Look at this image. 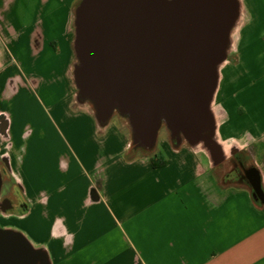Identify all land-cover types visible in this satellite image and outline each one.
<instances>
[{"label": "crops", "instance_id": "0c3cea01", "mask_svg": "<svg viewBox=\"0 0 264 264\" xmlns=\"http://www.w3.org/2000/svg\"><path fill=\"white\" fill-rule=\"evenodd\" d=\"M79 1L0 0V152L24 203L6 216L51 264H264V203L250 186L224 183L199 145L131 152L120 122L100 127L77 102ZM233 36L212 103L216 139L224 156L249 152L264 189V0H241ZM42 92L56 98L45 104Z\"/></svg>", "mask_w": 264, "mask_h": 264}, {"label": "water", "instance_id": "95a60500", "mask_svg": "<svg viewBox=\"0 0 264 264\" xmlns=\"http://www.w3.org/2000/svg\"><path fill=\"white\" fill-rule=\"evenodd\" d=\"M240 7V0H80L72 41L77 102L100 127L118 114L133 148L153 151L164 126L175 149L186 142L222 155L212 103ZM248 173L264 203L261 171ZM2 183L0 169V193ZM8 209L0 199V213ZM0 264L51 261L22 231L0 227Z\"/></svg>", "mask_w": 264, "mask_h": 264}, {"label": "flooded vegetation", "instance_id": "af4514ba", "mask_svg": "<svg viewBox=\"0 0 264 264\" xmlns=\"http://www.w3.org/2000/svg\"><path fill=\"white\" fill-rule=\"evenodd\" d=\"M244 153L241 150L232 148L227 156L219 154L213 156L216 170L220 173V178L224 183L244 184L251 187L252 177L248 172L250 167L255 165H253L252 161L247 158V154ZM0 169L3 179L0 199L4 206L10 202V209L8 212L15 211L16 209L23 207L24 203L21 198L20 188L10 166V162L2 152H0Z\"/></svg>", "mask_w": 264, "mask_h": 264}, {"label": "rangeland", "instance_id": "374dc122", "mask_svg": "<svg viewBox=\"0 0 264 264\" xmlns=\"http://www.w3.org/2000/svg\"><path fill=\"white\" fill-rule=\"evenodd\" d=\"M240 3H241V0H240ZM234 33H235V29L232 32V35H231L232 37H234L233 36ZM72 64H73V62H72ZM70 70H71V75H72V65H71V69ZM55 86H56V88L58 90L61 89L63 97H67V96H65V94L67 93V86H65V84L63 82H61L59 80V82H57ZM62 96H61V98H62ZM52 98H56V96H53L51 94H44L42 92V99H43L45 104L47 102L50 103ZM57 103H58V106H60V108L62 107V111H63V113L60 114V117H58V118L56 117V120L60 124V122L62 121L63 118L66 119L67 110H66L65 105L60 100L57 101ZM1 113H2V111L0 112V114ZM110 120H111L110 124H109L110 128L113 129V127L115 126L118 129L119 128L118 125H119V122H120L122 124V128L126 129L127 135H129V149H130L131 152H134V153L138 152V153L143 154V155H151V154H153L155 152H160V151L161 152H164V151L170 152V151H174L175 150L174 147L172 146V142H171L170 137H169V132L167 131V129L164 126L160 129L156 148L153 151L148 152V151H146L144 149H141V148H133V146L130 143V132H129L128 124L126 123L125 120H123L121 117H119L118 114L115 113ZM115 129H114V131H115ZM183 146H187L188 147L187 144H184ZM199 148L200 147L198 146L197 149H199ZM237 150H239V149H237ZM241 151H243V153L246 152L244 154H247L246 155L247 158L249 160H252L248 151H246V150H241ZM1 152H2V150H1ZM212 163L215 166V163L213 162V160H212ZM214 181L216 183H219V181H220L219 180V176L215 175L214 176ZM19 226H20V223H19L18 219H15V217L12 219L11 216H6L5 213H3V212L0 213V227L1 228H14V229L20 230V229H18ZM20 231H22V230H20Z\"/></svg>", "mask_w": 264, "mask_h": 264}, {"label": "trees", "instance_id": "16d2710c", "mask_svg": "<svg viewBox=\"0 0 264 264\" xmlns=\"http://www.w3.org/2000/svg\"><path fill=\"white\" fill-rule=\"evenodd\" d=\"M155 164V162H153ZM164 163V161H160L159 164H155V165H162Z\"/></svg>", "mask_w": 264, "mask_h": 264}]
</instances>
